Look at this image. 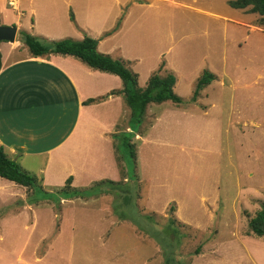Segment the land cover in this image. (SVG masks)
I'll use <instances>...</instances> for the list:
<instances>
[{
    "label": "rangeland",
    "instance_id": "rangeland-1",
    "mask_svg": "<svg viewBox=\"0 0 264 264\" xmlns=\"http://www.w3.org/2000/svg\"><path fill=\"white\" fill-rule=\"evenodd\" d=\"M17 1L18 10L12 0H0L1 24L31 5L34 16L21 14L22 24L34 18L37 30L54 40L77 33L72 11L62 0ZM79 1L71 0L75 5ZM229 1H136L125 26L133 30L131 40L137 42L138 36L145 58L126 67L138 73V84L144 86L163 63L160 73L175 76L173 90L182 102L149 105L138 131L146 132L156 111L163 119L152 129L151 144L137 141L135 163L118 145L129 135L130 115L117 117L112 134L116 164L111 169L120 167L123 173L125 167L129 178L120 181L125 183L121 195L107 184L93 187V182L72 186L88 190L83 196L66 197L58 191L63 185L57 193L31 190L24 202L0 203V264H16L18 254L30 264H105L101 259L116 264L117 259L122 264H141L143 259L146 264H264V236L248 225L264 204V26L249 7L234 8ZM117 7L111 6L113 16ZM84 17L97 20L100 28L113 18ZM23 32L30 33L19 27L20 41ZM8 44L0 41V59ZM206 71L214 77L192 100ZM171 110L179 113L171 116ZM97 129H83L74 141L81 148L65 152L62 162L99 166L110 149L95 137ZM54 162L53 173L62 163ZM101 216L106 221H99ZM104 231L106 244L114 247L110 253L81 254L83 248H99L97 236ZM39 234L45 237L40 242Z\"/></svg>",
    "mask_w": 264,
    "mask_h": 264
},
{
    "label": "crops",
    "instance_id": "crops-1",
    "mask_svg": "<svg viewBox=\"0 0 264 264\" xmlns=\"http://www.w3.org/2000/svg\"><path fill=\"white\" fill-rule=\"evenodd\" d=\"M62 1L65 4L64 8L68 7V10L72 11L75 19L73 22L78 30L73 28L77 33L72 36V39L74 36H79L80 39L84 35L91 36L97 39L99 52L114 59H121L125 65L126 63H142L145 53L138 45V36H135L137 42L131 40L133 30L130 29L131 27L125 26L128 15L131 14L132 17L137 0H104L102 3L80 0L76 5L71 0ZM113 3L119 6L114 16L111 12ZM124 4L125 10H123ZM18 5L17 1L16 10H18ZM53 11L56 10L53 9ZM23 12L21 14L26 13L34 16V8L31 5ZM21 14L14 13L15 20L5 18L3 23L15 25L17 29L26 26L30 34L54 40L52 34L37 30L39 23H36L34 18L22 24L19 19L20 16H23ZM96 15L104 16L105 19L113 18L109 25L100 28L101 23L89 18V16ZM84 16L89 19L86 20ZM237 22L240 21L237 20ZM56 28L53 29L57 30ZM8 43L6 51L1 48L3 56L0 59V146L4 148L7 156L16 161L25 171L34 174L43 192L53 193L54 190L56 191L65 184L69 175L72 176L71 186L74 185L73 187L89 186L95 181L105 179L127 182L129 178L125 167L123 173L120 167L111 169L116 164L115 138L112 136L118 128L116 119L123 112H128L130 115V109L122 94L119 92L110 93L123 88L119 76L92 69L71 55L47 53L34 56L18 37ZM144 86L139 85V87ZM104 95L107 97L90 103L86 102L90 98H99ZM153 103L156 102H151L149 105H153ZM149 105L150 108L151 105ZM148 107L145 115L150 110ZM156 112L153 123L146 128L144 134H141L140 130L135 132V136L132 138L135 146L138 145L135 149L138 150L139 144L152 143V129L163 119V114H159L160 111ZM190 112L195 113L192 109ZM178 113L179 111L176 110L169 112L171 116ZM94 126L98 128L94 132L95 137L108 147L107 150L110 149L103 153L100 165L81 167L80 160L62 162L65 152L70 154L72 149L75 151L76 147L81 148V142L74 145V141L79 139V133L84 134L83 129L88 132ZM126 130L130 131L131 129L126 127ZM54 160L62 162L56 165L60 170L55 173L51 171L56 164ZM2 179L6 178L0 176V203L3 204L11 200L14 204L16 200L20 199L24 202L29 190L11 180L6 179L4 182ZM12 190L16 191L11 193ZM17 203L19 206V202ZM29 208L32 210L31 207ZM53 216L56 214L54 213ZM102 218L105 220L106 217H99V221H102ZM111 219L115 222L114 216H111ZM118 221L121 220L118 218ZM26 227L24 226V228ZM134 235L136 236V234ZM43 238L45 237L43 235L40 237L39 234V242ZM97 239L100 244L99 248H83L81 254L102 255V252L109 254L110 250L114 248L106 244L105 231L98 233ZM21 256L17 255L16 264H30ZM34 262H40V259L35 258ZM100 262L116 264L105 259H101ZM142 262L141 264H146L144 259ZM117 263L122 264V261L117 259ZM135 264H139V262Z\"/></svg>",
    "mask_w": 264,
    "mask_h": 264
},
{
    "label": "trees",
    "instance_id": "trees-1",
    "mask_svg": "<svg viewBox=\"0 0 264 264\" xmlns=\"http://www.w3.org/2000/svg\"><path fill=\"white\" fill-rule=\"evenodd\" d=\"M229 5L234 8H246L252 13H257L260 18L258 19L259 26H264V0H230ZM71 19L73 16L71 14ZM21 41L27 45L29 51L34 56H39L47 53H56L71 55L74 58L80 60L88 67L97 69L100 71L108 72L119 76L123 83L121 90H113L110 93L119 92L122 94L126 105L130 109L129 123L131 130L127 132L128 136H123V139L119 142V147L124 154H127L134 163L136 158L135 144L132 138L135 136V132L138 131L141 123L143 122L147 107L151 102H163L166 100H172L173 102H182L181 96L176 94L173 90L175 84V76L171 73L161 74L160 69L153 72L148 78L144 87L138 85V75L136 72L126 67L125 62L121 59H114L107 54L101 53L97 50V39L85 35L82 39L75 40L69 37L58 40H45L32 35L27 32H23L20 35ZM214 75L209 72H204L196 83V88L193 92L192 100L196 99L199 90L207 85ZM108 95V94H107ZM107 95L99 98H90L86 102L101 100ZM123 156V155H122ZM0 176L8 180H11L21 186H24L29 192L35 190H41V186L37 177L25 171L16 161L10 159L4 148L0 146ZM129 181V180H128ZM72 176L69 175L63 188L58 191L67 196H83L88 194L87 191H80L71 186ZM107 184L110 188H116V193L122 192V186L125 183L120 181H112L109 179L100 180L93 184L96 185ZM120 185V186H117ZM103 189V188H102ZM101 190V188H100ZM123 197L127 195V189H124ZM47 194V192H44ZM52 193V192H50ZM54 193V192H53ZM57 193V191H55ZM259 209L254 217L248 221L250 230L257 236H264V204ZM174 205L169 207L171 212H174ZM171 222L179 224L174 218H171ZM199 247L196 251H199Z\"/></svg>",
    "mask_w": 264,
    "mask_h": 264
},
{
    "label": "water",
    "instance_id": "water-1",
    "mask_svg": "<svg viewBox=\"0 0 264 264\" xmlns=\"http://www.w3.org/2000/svg\"><path fill=\"white\" fill-rule=\"evenodd\" d=\"M17 27L15 25H5L0 23V41H14Z\"/></svg>",
    "mask_w": 264,
    "mask_h": 264
},
{
    "label": "bare ground",
    "instance_id": "bare-ground-1",
    "mask_svg": "<svg viewBox=\"0 0 264 264\" xmlns=\"http://www.w3.org/2000/svg\"><path fill=\"white\" fill-rule=\"evenodd\" d=\"M17 4V0H12V5H16Z\"/></svg>",
    "mask_w": 264,
    "mask_h": 264
},
{
    "label": "built area",
    "instance_id": "built-area-1",
    "mask_svg": "<svg viewBox=\"0 0 264 264\" xmlns=\"http://www.w3.org/2000/svg\"><path fill=\"white\" fill-rule=\"evenodd\" d=\"M12 4V2H10Z\"/></svg>",
    "mask_w": 264,
    "mask_h": 264
}]
</instances>
